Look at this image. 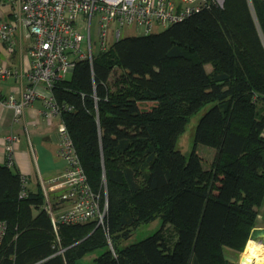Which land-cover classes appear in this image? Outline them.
I'll return each instance as SVG.
<instances>
[{"label": "trees", "instance_id": "1", "mask_svg": "<svg viewBox=\"0 0 264 264\" xmlns=\"http://www.w3.org/2000/svg\"><path fill=\"white\" fill-rule=\"evenodd\" d=\"M51 89L90 187L106 195L104 224H53L42 190L19 195L22 175L1 163L0 264H80L100 248L92 264H228L227 248L244 249L264 199V0H205L78 60ZM207 103L194 135L215 149L205 168L177 140ZM157 216L160 229L120 246Z\"/></svg>", "mask_w": 264, "mask_h": 264}, {"label": "built area", "instance_id": "2", "mask_svg": "<svg viewBox=\"0 0 264 264\" xmlns=\"http://www.w3.org/2000/svg\"><path fill=\"white\" fill-rule=\"evenodd\" d=\"M204 1L0 0V10L3 5L10 7L8 19L0 16V44L11 48L16 31L24 26L29 38L30 56L26 70L27 81L20 95L0 93V110L9 107L13 110V115L18 117L22 114L23 108L34 97L40 95L48 111L60 115L63 106H60L53 96L51 89L53 81L69 73L78 60L86 59L92 63L96 53L95 46L99 50L108 48L112 42L122 37L121 30L124 27L140 28L141 33L165 28L197 11ZM93 22L96 26V41L91 38ZM107 28H110L109 40L106 37ZM82 29H85V34ZM16 72L0 64V77ZM39 85L43 86L46 92L42 93L38 89ZM57 132L59 155L66 167L63 172L48 179L49 188L53 186L62 188L59 197L61 204L64 205L58 215L52 213L49 205L46 206L53 224H56L57 220L84 222L89 219L97 224H104L107 212L106 196L101 198L100 194L90 187L62 119L58 123ZM17 140L16 134H8L4 138L7 151L5 163L9 166L13 163L12 152ZM22 179L24 186L20 189L19 195L25 194L27 189L26 177L22 175ZM4 231L5 222L0 220V240ZM258 252L261 250L258 249ZM243 254L244 252L241 255ZM240 256L236 260L230 259L228 264H239Z\"/></svg>", "mask_w": 264, "mask_h": 264}, {"label": "crops", "instance_id": "3", "mask_svg": "<svg viewBox=\"0 0 264 264\" xmlns=\"http://www.w3.org/2000/svg\"><path fill=\"white\" fill-rule=\"evenodd\" d=\"M10 7L3 5L0 16L8 19ZM25 32V34H24ZM11 48L0 44V64L16 70L13 75L0 77V93L6 95L13 93L19 96L23 86L26 84V70L30 60L28 46L29 38L26 28L21 26L16 31L12 40ZM38 89L44 93L46 90L39 85ZM61 120L59 114H51L42 96L34 97L29 104L23 108L22 114L15 117L13 110L5 107L0 110V164L5 163L7 151L4 138L8 134H16L18 140L12 152V166L26 177L25 187L36 191L41 189L49 198L51 192L60 194V186L48 187V179L64 171L66 164L59 155V136L57 132L58 123ZM60 210L63 208L62 204ZM255 226L264 227V199L259 207L257 223ZM246 246V245H245ZM244 250V249H243ZM231 249L226 250L229 258L242 254ZM264 257V248L261 250Z\"/></svg>", "mask_w": 264, "mask_h": 264}, {"label": "rangeland", "instance_id": "4", "mask_svg": "<svg viewBox=\"0 0 264 264\" xmlns=\"http://www.w3.org/2000/svg\"><path fill=\"white\" fill-rule=\"evenodd\" d=\"M92 24L93 25H92V31H91V38L93 41H96V39H95L96 38V36H95L96 26L94 25V22ZM82 30H83L82 32H84V34H85L86 33L85 29H82ZM121 31H122L121 32L122 36L138 35V34H141V32H142V30L140 28H135V27H128V28L124 27V28H122ZM24 34H25V32H24ZM106 37L108 40L110 39V28H107ZM95 44H96V42H95ZM95 51L99 52V48L96 46H95ZM211 104L212 103L205 104L203 107L200 108V110L198 112L194 113L190 117L188 123L186 124L184 131L179 134L178 140H177V148L181 152H183L184 154H188L192 150V148L195 147L196 152L201 156L202 165L205 168L209 167V165L213 159L215 149L211 146H208V145H205L202 143H197L194 146V135H195L196 124L198 122L199 117L201 116L202 113H204V111ZM104 189L106 190V187H104ZM43 194H44L46 206L47 205L50 206V203H52L51 200L48 199L46 193H43ZM49 201H50V203H49ZM107 207H108V205H107ZM161 225H162V221H161V218L159 216L155 217L153 220H151L147 223L140 224L135 229H133L132 233L130 234V236L128 238H126L120 242V246L130 244L132 242L138 241L140 239H143L144 237L151 235L152 233H154L158 229H160ZM165 232H166V235L168 237V240L172 241L174 236H175V232L170 225L166 226ZM102 250L103 249L100 248V249L94 250L93 252H89V253L85 254L81 259H79V263L80 264H92V258L94 256L98 255ZM244 250H245V248H244ZM244 250H242V251L244 252ZM231 258L235 259L236 256H232Z\"/></svg>", "mask_w": 264, "mask_h": 264}, {"label": "water", "instance_id": "5", "mask_svg": "<svg viewBox=\"0 0 264 264\" xmlns=\"http://www.w3.org/2000/svg\"><path fill=\"white\" fill-rule=\"evenodd\" d=\"M248 239L264 244V227L254 226L249 233ZM239 264H264V257H261V259H256V257H251L244 253L240 256Z\"/></svg>", "mask_w": 264, "mask_h": 264}, {"label": "bare ground", "instance_id": "6", "mask_svg": "<svg viewBox=\"0 0 264 264\" xmlns=\"http://www.w3.org/2000/svg\"><path fill=\"white\" fill-rule=\"evenodd\" d=\"M263 247L264 246L260 244L259 242L248 239L244 253H247L251 257H256V259H261L262 254L258 253V249L262 250Z\"/></svg>", "mask_w": 264, "mask_h": 264}]
</instances>
